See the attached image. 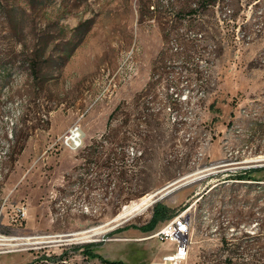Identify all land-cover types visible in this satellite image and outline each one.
<instances>
[{"label": "rangeland", "instance_id": "rangeland-1", "mask_svg": "<svg viewBox=\"0 0 264 264\" xmlns=\"http://www.w3.org/2000/svg\"><path fill=\"white\" fill-rule=\"evenodd\" d=\"M180 213L183 264H264V0H0V264H152Z\"/></svg>", "mask_w": 264, "mask_h": 264}, {"label": "built area", "instance_id": "built-area-1", "mask_svg": "<svg viewBox=\"0 0 264 264\" xmlns=\"http://www.w3.org/2000/svg\"><path fill=\"white\" fill-rule=\"evenodd\" d=\"M84 133L79 125L69 128L63 137V146L70 151L83 147ZM191 224L184 213H180L167 222L153 237L173 246L172 252L152 264H183L188 257Z\"/></svg>", "mask_w": 264, "mask_h": 264}, {"label": "trees", "instance_id": "trees-1", "mask_svg": "<svg viewBox=\"0 0 264 264\" xmlns=\"http://www.w3.org/2000/svg\"><path fill=\"white\" fill-rule=\"evenodd\" d=\"M121 110H122V107L120 105H118L110 113V115L108 116L107 122H106V133H104V135H102L101 139L94 141L92 143V145H90V146L87 147V150L88 151H91V153H90V156L91 157H96L97 154H99L101 152V150L104 149V144L112 143L111 135H109V134H111V133H109L110 126H111L112 120L120 114ZM254 124H255L256 127L262 125V123L261 122H258V121L256 123H254ZM121 138L122 139H120V141H122V142H124V141L127 140L126 137H121ZM110 155L113 156L114 162L117 161L120 164V166H118V167L117 166H114V165H111V167L113 169L112 171L118 172V168L120 167V169H122V167H123L122 162L124 160V152H122L121 150H119L118 152L117 151L111 152ZM259 171L260 170H254V169L247 170V171H243V172L236 173L232 177H234L233 179L234 180H237V181H243V180L256 181L255 180V176H252V174L257 173ZM215 188L216 187H213L209 192H211ZM145 193H146V191L142 192L140 194V196H143ZM202 199H203V197H202ZM155 217H157V212L155 214ZM141 230L143 231L144 229L141 228ZM95 247H96L95 244H85V245H82L80 247L82 249V252H81L82 253V256L86 257L87 259H91V260L96 259L101 264H122L121 262H118V261H109V260H106L101 255H99L98 253H96V251L94 250ZM234 254L235 253L232 252L230 255H227L226 261L228 262V264H233L231 257H233L232 255H234Z\"/></svg>", "mask_w": 264, "mask_h": 264}, {"label": "bare ground", "instance_id": "bare-ground-1", "mask_svg": "<svg viewBox=\"0 0 264 264\" xmlns=\"http://www.w3.org/2000/svg\"><path fill=\"white\" fill-rule=\"evenodd\" d=\"M154 198L155 197L151 194L145 198H142V200H140L139 202L134 203L131 206L125 207V209L122 211L123 213L118 217V220H123L124 218H127L131 215H136L138 213L144 212L147 208L150 207ZM3 240L14 242L17 239H9V240L3 239Z\"/></svg>", "mask_w": 264, "mask_h": 264}, {"label": "water", "instance_id": "water-1", "mask_svg": "<svg viewBox=\"0 0 264 264\" xmlns=\"http://www.w3.org/2000/svg\"><path fill=\"white\" fill-rule=\"evenodd\" d=\"M182 180H183V179H181V180H176V181H174V182L168 184V185L165 186L164 188H162V189H160V190L154 192L152 195H153L155 198L153 199L151 205H152L153 203H155L156 201H158V200L162 199L163 197H165V196H166L167 194H169L170 192H172V191L178 189L179 187H181V186H183V185L189 183V181H188V182L179 183V182L182 181ZM133 216H134V215H133ZM133 216H130V217H128L127 219H124L122 222H120L119 224H117V226L120 225V224H122V223H124L125 221H127L129 218H131V217H133ZM112 222H114V221H112ZM112 222H111V223H112ZM112 229H113V227H112V228H109L108 230H112Z\"/></svg>", "mask_w": 264, "mask_h": 264}]
</instances>
